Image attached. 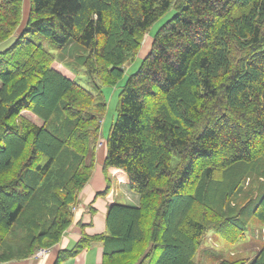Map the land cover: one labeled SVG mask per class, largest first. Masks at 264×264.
<instances>
[{"label": "trees", "instance_id": "obj_1", "mask_svg": "<svg viewBox=\"0 0 264 264\" xmlns=\"http://www.w3.org/2000/svg\"><path fill=\"white\" fill-rule=\"evenodd\" d=\"M23 2L0 0V45L17 38L0 52V261L61 240L94 173L103 87L170 10L108 131L104 172L122 171L140 204L109 207L92 238L102 264H198L211 232L234 244L264 225V0H31L17 35ZM40 38L82 48L95 93Z\"/></svg>", "mask_w": 264, "mask_h": 264}, {"label": "rangeland", "instance_id": "obj_2", "mask_svg": "<svg viewBox=\"0 0 264 264\" xmlns=\"http://www.w3.org/2000/svg\"><path fill=\"white\" fill-rule=\"evenodd\" d=\"M31 8V0H24L23 2V18L20 24V27L17 31V35H19L23 30L27 28V21L28 16ZM175 11L170 10L168 14L161 19L159 22L152 27L150 33H146L144 35V40L142 42V48L139 51L137 59L129 63L126 68V73L124 77L117 83L116 86H104L103 90L106 95L108 107L107 112L105 114L103 124H102V136L100 137V142L103 143V150L107 152V135L110 127L115 123L119 106H120V94L122 91V87L126 84L127 79L133 73H135L142 60L148 55L152 48L153 44V36L160 28L161 23L166 19L169 18ZM37 38V37H36ZM45 47L51 51L55 57L56 61L54 63V67L59 69L64 75L68 76L69 78L75 80L78 84L82 85L87 90L95 93V86L92 78L87 73L86 69L82 66L83 59L85 52L82 48H77L76 46L68 47L66 50L63 48H59L56 44L39 39ZM38 40V41H39ZM6 47V46H5ZM1 81H0V88H1ZM24 116L32 119L33 121H37L38 119L34 117L32 113L24 112ZM97 149V148H96ZM96 161L103 160V153H99L96 155ZM98 164V163H97ZM111 171L113 169H109V178L112 181V189L115 191H119L118 187L115 184V181L120 176H112ZM107 176V175H106ZM125 179L126 183L128 184V179L126 175H122ZM129 185V184H128ZM250 186H248V189ZM121 204L132 205L131 202L127 201L125 198L119 199ZM264 248V225L258 220H251L249 225V230L247 233V237L244 240L236 242L234 244L228 243L218 234L211 232L208 235V238L204 240L201 249L198 251L197 255L195 256V262L198 264H219L223 260L228 261H243L244 262H251L260 256L261 252ZM47 249H41L44 251L41 258L44 257ZM38 253V251L36 252Z\"/></svg>", "mask_w": 264, "mask_h": 264}, {"label": "crops", "instance_id": "obj_3", "mask_svg": "<svg viewBox=\"0 0 264 264\" xmlns=\"http://www.w3.org/2000/svg\"><path fill=\"white\" fill-rule=\"evenodd\" d=\"M17 38H12L0 45V52L10 47ZM14 40V41H12ZM12 41V42H11ZM6 46V47H5ZM107 144V142H106ZM103 148V146H102ZM101 147L96 149L97 154L103 153V160L96 161L94 173L88 184L80 194L79 203L74 208L73 220L61 240L53 247L46 250L45 256L37 253L27 259L0 261V264H102L104 259L103 243L93 241L92 238L106 233V219L109 207L120 203L119 199L125 198L132 206H139L140 197L135 194L126 183L122 171H111L112 176H120L115 184L118 192L112 189L109 173L104 172L106 150ZM97 159V158H96ZM98 163V164H97ZM89 239L86 246L78 249L80 243ZM41 250V249H40Z\"/></svg>", "mask_w": 264, "mask_h": 264}, {"label": "built area", "instance_id": "obj_4", "mask_svg": "<svg viewBox=\"0 0 264 264\" xmlns=\"http://www.w3.org/2000/svg\"><path fill=\"white\" fill-rule=\"evenodd\" d=\"M43 253H44V251L40 252V250H39L38 253H37V256H41V255H43Z\"/></svg>", "mask_w": 264, "mask_h": 264}]
</instances>
